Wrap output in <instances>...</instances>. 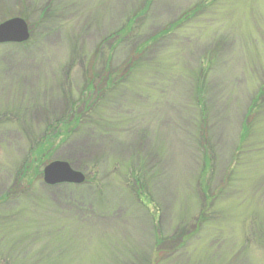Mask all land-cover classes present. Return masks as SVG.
I'll list each match as a JSON object with an SVG mask.
<instances>
[{
    "label": "rangeland",
    "instance_id": "1",
    "mask_svg": "<svg viewBox=\"0 0 264 264\" xmlns=\"http://www.w3.org/2000/svg\"><path fill=\"white\" fill-rule=\"evenodd\" d=\"M14 18L29 38L0 44V264H103L113 244L121 264H264V122L239 146L264 0H0ZM69 107L83 130L44 139ZM54 161L90 184L45 185Z\"/></svg>",
    "mask_w": 264,
    "mask_h": 264
},
{
    "label": "trees",
    "instance_id": "2",
    "mask_svg": "<svg viewBox=\"0 0 264 264\" xmlns=\"http://www.w3.org/2000/svg\"><path fill=\"white\" fill-rule=\"evenodd\" d=\"M199 8H201V6L196 7L195 10L193 11L192 15H196L197 13H199L200 10H197ZM43 16L44 17L46 16V11L43 12ZM124 36H125V30L123 27L115 35H113L112 38H119V39L122 38L121 40H123ZM139 55H140V53L138 52L136 58H139L140 57ZM133 65H134V63H133ZM202 72H203V70L202 71L199 70L198 72L196 71V74H195L194 79H193V81H194V83H193L194 84L193 85V95H194L193 100L196 101L195 105L197 106V109H199V113H200L199 118L198 117L196 118L198 121L196 123V126L198 124L199 126L205 127L207 129L206 121L203 119V115H204L203 109L205 108L204 104H203L204 101H202V99H200L202 96L201 90H203L204 86L206 85L205 77H204V74H202ZM111 87H113V85L110 84L108 86V88H111ZM87 111H88V109L85 108L81 113L76 114L74 111H71V109L69 107L68 113H67V115H65V117L59 118L58 120L54 121L53 124H51L50 126H46V128H44V131H43L44 139H46L45 137L48 138V137H53V136L57 137L58 136V137H61L63 142L67 141L68 139L71 138L72 135H74V132L78 131V129L83 130V125H82V122L84 121L83 116H84V114L87 113ZM263 114H264V84L256 90V95H255L254 99L252 100V102L250 103L249 107L247 108V112H246V114L244 116V120H243L242 133H241V136H239V146H243L244 143L249 139L251 134L254 133V131H253L254 126L256 127L257 125H259L258 124L259 122H264V116H262ZM88 126H89V124L86 125V127H88ZM204 135L207 136L206 134H204ZM197 137H198V140L200 139V144H202L206 140V138L205 139L203 138L202 131L199 132V134L196 136V138ZM50 141H51V139H49V141H46L45 144H50L51 143ZM43 144H41V145H43ZM37 145H39V143ZM42 147L41 148L38 147L39 153H41V154L43 153ZM205 164H207L206 161H205ZM41 165L42 164H39L38 167L33 170V173H34V175L38 181L40 179L39 176H40ZM22 168H24V169L29 168L30 169V166L22 167ZM29 169H27V171H29ZM132 174H134L133 171L130 172L131 176H132ZM31 175H33V174H31ZM34 180H35V178H34ZM88 184H90V182L86 179V182L83 185H88ZM134 184L136 186L135 190L139 189L138 191H136V196L138 197L137 200H139V199H141L140 197L144 194L143 193L144 190H143V188H140L138 178H135ZM72 189H74V188H72ZM140 203L148 208V206L146 205V202H144V200H140ZM116 245L117 244H113V249H114L115 253H113V251L111 253H109L108 250H107L108 252L104 253V255H103L104 260L102 261L103 264H121L119 261L118 255H116L119 253V249L116 247ZM160 246H161V243L159 242L158 238H156L155 247L160 248ZM139 257H141V256L139 255ZM143 258H144V256L139 258V259L133 257L131 259V264H146L145 259H143ZM100 259L101 258H99L98 261H100ZM99 264H100V262H99Z\"/></svg>",
    "mask_w": 264,
    "mask_h": 264
},
{
    "label": "water",
    "instance_id": "3",
    "mask_svg": "<svg viewBox=\"0 0 264 264\" xmlns=\"http://www.w3.org/2000/svg\"><path fill=\"white\" fill-rule=\"evenodd\" d=\"M29 33L26 23L14 18L0 24V44H21L28 40ZM42 179L45 185L54 187L62 184L81 185L85 176L73 170L63 161H54L43 167Z\"/></svg>",
    "mask_w": 264,
    "mask_h": 264
}]
</instances>
